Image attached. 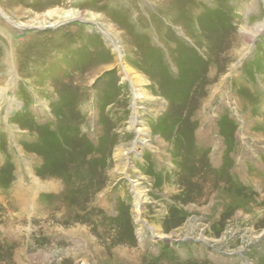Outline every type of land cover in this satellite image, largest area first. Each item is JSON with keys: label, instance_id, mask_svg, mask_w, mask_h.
<instances>
[{"label": "rangeland", "instance_id": "1", "mask_svg": "<svg viewBox=\"0 0 264 264\" xmlns=\"http://www.w3.org/2000/svg\"><path fill=\"white\" fill-rule=\"evenodd\" d=\"M0 11V264H264V0Z\"/></svg>", "mask_w": 264, "mask_h": 264}, {"label": "bare ground", "instance_id": "2", "mask_svg": "<svg viewBox=\"0 0 264 264\" xmlns=\"http://www.w3.org/2000/svg\"><path fill=\"white\" fill-rule=\"evenodd\" d=\"M111 1H114V0H111ZM114 3V2H113ZM1 12V11H0ZM48 14L50 15V12H48ZM1 15L4 17V18H7V20H8V17L5 15V14H3V13H1ZM60 17L62 18V19H67V18H72L74 15H76L73 11H70V10H64V11H62L60 14ZM126 69V72H127V75H128V70H127V67L126 66H124ZM138 123V122H137ZM137 131H138V133H139V136L137 137V139L139 140H143L144 139V136L146 135V133H145V131H144V129H140L139 127L137 128ZM106 166V165H105ZM128 168L130 167V165H128L127 166ZM127 168V169H128ZM122 170H124V168L122 169ZM78 184V183H77ZM85 184V183H84ZM83 185V184H82ZM139 185H140V182H138L137 183V181H136V183L133 185V191L131 190V193H132V197H133V199H134V207H135V209H136V212L137 213H141L142 212V204H144L145 202L143 201L144 200V193H143V191L139 188ZM79 188V187H78ZM84 188V187H83ZM80 189V188H79ZM84 193V192H83ZM56 198H58V197H56ZM57 200V199H56ZM109 202V201H108ZM65 215V214H64ZM61 218V217H60ZM139 220V216L137 215V221ZM143 220L145 221L146 219L143 217ZM147 221V220H146ZM150 223V222H149ZM156 227V226H155ZM153 225H149V229H152V231L154 232V236L155 237H163V236H161V234H158V233H160V232H158L157 231V229L155 228ZM56 235V234H55ZM78 235H75L74 233H72V232H66V234L64 235V237L65 238H76ZM81 238H83L84 237V239H85V235H83V236H80ZM201 253V252H200ZM34 256V255H33ZM210 256V255H209ZM138 261V260H137ZM134 262H136V260H134Z\"/></svg>", "mask_w": 264, "mask_h": 264}]
</instances>
